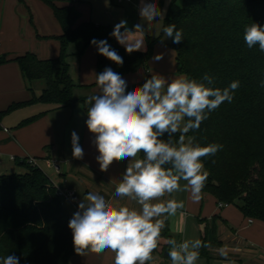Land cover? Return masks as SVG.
<instances>
[{"label":"trees","instance_id":"trees-1","mask_svg":"<svg viewBox=\"0 0 264 264\" xmlns=\"http://www.w3.org/2000/svg\"><path fill=\"white\" fill-rule=\"evenodd\" d=\"M42 1L51 8L62 31L55 38L60 45L59 57L40 60L33 53L14 58L0 56V65L17 64L31 94L30 100L13 103L0 112V131L5 117L34 105L46 109L23 120L16 130L50 112L75 109L78 103L87 112L86 98L75 95L83 86L75 84L70 75L67 59L71 46L76 47V55H82L93 46L92 39L107 40L123 58V64H115L97 50L96 75L110 67L123 77L145 69L160 41L147 36V51L129 54L110 35L113 26L78 23L82 15L76 2ZM164 23H174L183 32L181 43L170 41L179 75L200 81L208 73L214 78V87L221 89L239 81L233 101L224 102L198 130L186 134V139L194 136L202 146L223 145L214 156L203 160L210 173L203 194L227 206L239 201L237 209L243 217L264 223V52L258 45L249 49L243 38L245 27L251 23L264 26V0H182L181 6L174 1ZM38 82H43L44 88L37 96ZM15 163L25 171L0 175V257L15 255L19 264H69L77 255L68 227L72 214L63 207L51 179L41 168L29 166L25 157L16 158ZM161 235L159 248L166 252L169 249L163 240L173 237L167 227ZM201 240L206 242V235Z\"/></svg>","mask_w":264,"mask_h":264},{"label":"clouds","instance_id":"clouds-1","mask_svg":"<svg viewBox=\"0 0 264 264\" xmlns=\"http://www.w3.org/2000/svg\"><path fill=\"white\" fill-rule=\"evenodd\" d=\"M168 3L171 0H166V7L161 9L157 0H140L141 23L130 29L127 21L121 19L110 35L129 54L146 52V33L154 21H159L164 36L175 44L181 43L182 30H177L174 23L164 25ZM243 38L249 49L258 45L264 52V26L251 23L245 27ZM90 43L100 55L117 65L123 64V58L107 40L94 38ZM153 59L159 61L163 54ZM148 71L152 73L150 79L127 91V81L106 67L96 75L98 92L84 101L88 105L85 123L95 137L100 170L107 171L114 161L127 160L115 196L126 197L138 207L88 192L68 223L74 251L79 256L110 251L114 264H150L163 239L166 219L185 207L184 201L175 199L173 194L188 192L191 200L198 203L210 174L203 160L223 147L216 143L202 146L194 136L186 139V134L198 130L224 102L231 103L239 81L221 89L214 87V78L208 73L198 81L187 74L169 80L151 68ZM71 145L73 157L82 159L84 151L75 131ZM181 181L185 183L182 185ZM163 242L168 246L171 264H197L200 249L209 247L199 238H167ZM219 254L226 264H234L227 259L225 249L221 248ZM0 264H19V258L0 257Z\"/></svg>","mask_w":264,"mask_h":264},{"label":"crops","instance_id":"crops-1","mask_svg":"<svg viewBox=\"0 0 264 264\" xmlns=\"http://www.w3.org/2000/svg\"><path fill=\"white\" fill-rule=\"evenodd\" d=\"M23 1L21 3L18 0H0V56L7 55L14 58L23 56L26 53H33L40 60H54L50 58L57 56L60 45L57 41L55 51L53 50L54 53L49 55L47 51L49 40L47 39L59 37L62 31L54 18L53 11L39 0ZM72 1L76 2L80 12H84L83 8L86 10L87 5L81 4L86 0ZM121 3L122 1L119 0L118 4ZM110 4H114V1L110 0ZM31 10L42 18L40 25L37 23L40 33L38 38H35L29 26V22H33ZM96 25L103 24L97 23ZM20 37H22L23 42L17 41L21 39ZM3 44H7L8 49L3 48ZM79 64L81 67L78 69V78L82 74V64ZM42 90L40 88L39 95ZM30 99L31 95L25 88L17 64L0 65V112L13 103L25 102ZM62 110L50 112L42 118L52 116ZM43 123H46V125L43 124L45 129L41 137L43 139L39 144L49 145L44 147L46 150L45 159L41 158L40 161L50 163L52 156L55 154L60 158L58 162L55 161V165H58L60 169L58 173L60 180L52 181L51 179L52 182L74 190L78 202L88 192H96L105 195L106 198L115 203L138 207L134 201L126 197L115 196V187L127 168V160L114 161L107 171H101L96 159L99 153L93 143L95 138H82L80 146L83 148L84 156L82 159H76L72 155V147L66 148V145L64 146L59 129L60 122L56 121V125L53 124V129H49L47 122ZM1 126L3 125L1 124ZM4 130L9 137L1 141L0 145L12 142L15 139L9 129L4 128ZM60 164L65 167L64 171L61 170ZM3 174L5 173L0 171V175ZM184 183V181H181L182 185ZM173 196L177 200H183L185 207L178 210L175 216L169 217L165 221L172 237L177 240L201 239L206 235V243L209 247L205 248V251H200L197 264H226L225 258L219 254L221 248L228 252L227 259L233 261L234 264H264V223L255 220L250 222V219L243 217L241 212L237 208H232V206L220 207L216 199L207 194H203V198L198 203L191 200L188 192H177ZM73 209L75 213L78 206ZM167 253L168 251L163 252L161 248H158L154 252V259L150 264H171ZM69 264H114V254L110 251L100 255L89 253L85 259L74 260Z\"/></svg>","mask_w":264,"mask_h":264},{"label":"rangeland","instance_id":"rangeland-1","mask_svg":"<svg viewBox=\"0 0 264 264\" xmlns=\"http://www.w3.org/2000/svg\"><path fill=\"white\" fill-rule=\"evenodd\" d=\"M39 1L43 3L42 0ZM113 1L114 4H110V0H86L84 3L82 2L81 4L87 5V7L86 10L85 8H83V13L80 12L82 16L78 23L90 21L95 24L98 23L103 25H111L114 27L117 23H119L121 19H124L127 21V26L130 29H132L135 24L141 23V18L139 15L140 0H121V4H118L119 0ZM174 1H177L178 5H182V0H171V3ZM157 3L161 9L166 7V0H157ZM171 3L167 4V10ZM30 12L33 17V24L29 22V26L35 38H38V34L40 33L37 23L40 25L42 18H40L39 15L36 14V12H33L32 10ZM145 27H147V24H145ZM147 36L152 40L160 39V41L156 43L153 50V55L150 61L147 63L145 69H140L133 74L125 75L122 77L127 81V91H131L133 88L143 85V83L147 79V76H151L152 74L148 71L149 68H151L153 72L163 75L169 80L174 76H179L176 65V54L170 47L171 38H167L164 36L162 32V25L159 21H154L151 25V31L146 33L145 44L146 48L148 49L146 40ZM20 38L21 39L17 41L23 42L22 37ZM47 40H49V47H47V51L49 52V55H51L54 53L53 50L55 51V43L57 42V40L55 38H49ZM17 41L14 43L16 44ZM2 47L8 49L9 46H7V44H3ZM76 50L77 49L75 46L70 47L67 61L71 67L70 75L73 82L77 85L83 86L76 90V97L86 98L87 96L96 94L98 92V87L96 84L97 48L94 45L90 46L82 55H76ZM59 53L60 50L58 47L56 54L57 56L50 59H57L59 57ZM159 54H163V59L155 61L153 58ZM79 63L82 64V74L80 78H78V69L81 67ZM40 88H44L43 82H38L35 85V93L37 96L39 95ZM45 108L46 107L43 105L26 107L13 112L11 115L3 119V129L0 131V142L9 137L4 128L9 129L11 134L15 136V139L12 142L0 145V171L2 173L12 174L22 173L25 171L24 168L16 165L15 162H10L8 160L9 157H30L38 159V161L40 162L39 167L50 179H52V181L60 180L59 174L56 172L55 168V163L58 162L60 158H58L56 154L52 156L50 163L40 161L41 158L45 159L46 150L44 147H46V145H49L39 144L41 143V139H43L41 138L45 129V126L43 124L46 125V123L43 122H47L49 129H53V124L56 125V121L60 122L59 129L61 132V137L64 141V146L66 145V148L72 147L71 134L73 131H75L79 137V144H81L82 138H95L94 135L90 133L88 129H86L87 126L85 122L87 120V114L83 105L80 103L76 105L75 109H65L56 112L52 116L50 115L45 118H41L31 125L16 130V127L23 120L38 115ZM60 167L61 170L64 171L65 167L62 164H60ZM62 204L69 214H74V209L70 205H67L64 202H62ZM239 205L240 202L238 201L235 205L232 206V208H237ZM87 256L75 255L71 258L70 263H72L74 260H83Z\"/></svg>","mask_w":264,"mask_h":264},{"label":"built area","instance_id":"built-area-1","mask_svg":"<svg viewBox=\"0 0 264 264\" xmlns=\"http://www.w3.org/2000/svg\"><path fill=\"white\" fill-rule=\"evenodd\" d=\"M25 158H26V163L29 166L39 167V161L36 158H30V157H25ZM9 160L10 162H15L16 157L11 156L9 157ZM55 168H56V172L59 173L60 172L59 166L55 165ZM52 183L56 189V195L60 197L65 204H68L73 208H76L78 206L79 202L77 200V196L74 190L67 188V187L60 186L56 184L55 182H52ZM223 206H227V205L220 204V207H223ZM250 222H252V220H250Z\"/></svg>","mask_w":264,"mask_h":264}]
</instances>
